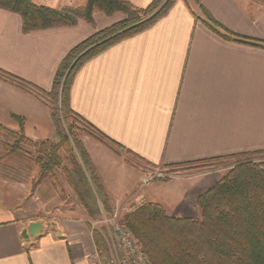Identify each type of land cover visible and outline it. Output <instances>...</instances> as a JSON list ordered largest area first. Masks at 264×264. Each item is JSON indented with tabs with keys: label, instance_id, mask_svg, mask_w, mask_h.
Returning <instances> with one entry per match:
<instances>
[{
	"label": "crops",
	"instance_id": "0c3cea01",
	"mask_svg": "<svg viewBox=\"0 0 264 264\" xmlns=\"http://www.w3.org/2000/svg\"><path fill=\"white\" fill-rule=\"evenodd\" d=\"M129 1L144 8L152 0ZM199 2L223 28L264 43V0ZM193 10L190 0H175L153 24L88 59L70 89L76 113L154 168L264 152V47L224 39ZM120 14L95 11L93 23L23 32L20 16L0 8V70L47 91L64 55ZM13 115L24 120L32 140L54 134L47 104L0 77V124L16 130ZM82 141L114 210L146 200L162 202L168 215L196 218V197L221 178L207 172L144 183L153 166L133 156L127 164L89 136ZM36 175L25 162L0 159V264H89L94 244L82 209L59 207L49 179L31 188ZM31 221L43 229L26 240L21 233Z\"/></svg>",
	"mask_w": 264,
	"mask_h": 264
},
{
	"label": "trees",
	"instance_id": "16d2710c",
	"mask_svg": "<svg viewBox=\"0 0 264 264\" xmlns=\"http://www.w3.org/2000/svg\"><path fill=\"white\" fill-rule=\"evenodd\" d=\"M190 1L197 8L193 12L201 16V22L224 39L264 47L262 42L238 36L220 26L201 6L200 0ZM174 2L152 0L141 8L129 0H80L78 5L53 8L32 0H0V8L20 16L23 32L75 25L79 20L93 23L95 11L108 16L123 15L121 20L73 46L58 64L47 91L0 70V77L42 99L50 110L54 134L48 139L27 137L24 120L19 116H12L18 124L16 130L0 124V133L4 135L3 140L0 139L3 155L37 167L31 188L49 179L52 186L60 190L59 172L88 219L99 220L101 207L112 215V202L81 135L100 141L118 156L124 151L154 166L106 140L76 113L70 106V89L75 74L88 59L150 26L166 14ZM228 159L234 161L226 173L196 197L198 217L168 215L160 204L146 200L119 216V221L140 242L151 264H264V152H245L213 160ZM124 161L132 165L129 159L124 158ZM86 224L94 247L105 256L102 229L92 228L90 220Z\"/></svg>",
	"mask_w": 264,
	"mask_h": 264
},
{
	"label": "rangeland",
	"instance_id": "374dc122",
	"mask_svg": "<svg viewBox=\"0 0 264 264\" xmlns=\"http://www.w3.org/2000/svg\"><path fill=\"white\" fill-rule=\"evenodd\" d=\"M78 4H79V0H67V5H78ZM120 16L121 17L119 20H121L123 18L122 14H120ZM82 136L83 135L80 136L81 140H82ZM3 138H4V135H2L0 133V139L3 140ZM122 158L123 159L127 158L129 160L134 161V158L131 155L126 154V152H124V151L122 152ZM0 159L17 160L13 157L4 156L3 152L1 150H0ZM228 162H230V161L229 160H227V161L226 160H213V161L210 160V161L203 162V163L181 165V166H177L176 168H169V167H167V168H154V166H153L149 171H151V174L159 173L161 175V177H165V176H167V177H169V176L193 177V176L197 175L198 173L202 174V173H207V172H210V173L218 172V174H221V177H222L226 173V171L229 169L230 163H228ZM26 164H28V163H26ZM28 166H30V168L33 167L35 173L37 172V167L35 165L28 164ZM57 173L59 175L58 181L60 183V190H57L58 196H59V202H60V205H58V206L61 208L65 207V208H70V209L71 208L73 209L75 206L79 207V205L75 202L70 189L67 187V184L65 183L62 175L59 172H57ZM168 179H170V178H168ZM144 189H145V187L141 190V192L144 193ZM17 203H19V201H17ZM57 204H59V203H57ZM137 204H139V203H137ZM160 204L163 205L162 202H160ZM131 206H133V205H128V204L124 205L123 206L124 209H122L119 212V215H122L123 212H125V210L130 209ZM112 209H113V207H112ZM113 211H114V209H113ZM69 212H71V211L68 210L66 213H69ZM71 214H73V213H71ZM110 214L111 213L104 212L103 208L101 207V215L98 218L100 220H103V218L111 216ZM80 217H82L84 219L85 223L87 220H90V221L93 220V219H88V217L85 215L84 212H82V215ZM93 228H95V229L101 228L102 229V235H103V239H104L105 246H106L105 254H108V255L111 254V240H109V229L107 228V226L103 224V221L98 220V222L94 225ZM109 245H110V250H109Z\"/></svg>",
	"mask_w": 264,
	"mask_h": 264
},
{
	"label": "built area",
	"instance_id": "2783aa9c",
	"mask_svg": "<svg viewBox=\"0 0 264 264\" xmlns=\"http://www.w3.org/2000/svg\"><path fill=\"white\" fill-rule=\"evenodd\" d=\"M42 2H50L52 0H41ZM175 178L184 176H165L161 177L159 173L151 174L144 183L155 178ZM121 209L113 211L109 217L103 218V224L109 229V240H111V254L102 255L100 250L95 247L89 255V264H151L146 252L140 242L134 237L130 229L119 221V212ZM98 220L90 221L92 228ZM110 250V245H109Z\"/></svg>",
	"mask_w": 264,
	"mask_h": 264
},
{
	"label": "water",
	"instance_id": "95a60500",
	"mask_svg": "<svg viewBox=\"0 0 264 264\" xmlns=\"http://www.w3.org/2000/svg\"><path fill=\"white\" fill-rule=\"evenodd\" d=\"M43 229V225L39 222L31 221L28 223L27 227L22 230V237L26 240H29L30 237H36L41 230Z\"/></svg>",
	"mask_w": 264,
	"mask_h": 264
}]
</instances>
